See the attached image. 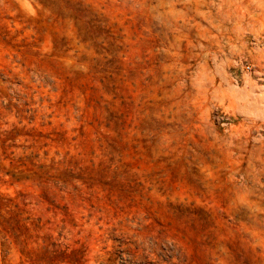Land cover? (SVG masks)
I'll list each match as a JSON object with an SVG mask.
<instances>
[{
    "label": "rangeland",
    "instance_id": "1",
    "mask_svg": "<svg viewBox=\"0 0 264 264\" xmlns=\"http://www.w3.org/2000/svg\"><path fill=\"white\" fill-rule=\"evenodd\" d=\"M231 85L264 96V0H0V264H264Z\"/></svg>",
    "mask_w": 264,
    "mask_h": 264
},
{
    "label": "bare ground",
    "instance_id": "2",
    "mask_svg": "<svg viewBox=\"0 0 264 264\" xmlns=\"http://www.w3.org/2000/svg\"><path fill=\"white\" fill-rule=\"evenodd\" d=\"M224 74V73H223ZM224 76V75H223ZM225 81H227V83L228 82H230L228 79H227V76H226V80ZM228 85L230 86V84L228 83ZM232 86V85H231ZM234 86V85H233ZM232 86V87H233ZM231 87V88H232ZM232 89H234V92H232V94L234 93V98H236V100H239V101H243L244 103L242 104V102H241V104H242V110L244 111V112H246V113H251V114H249V115H252V113H254V115H255V113H258V115L257 116H259V117H261V116H264V96L263 95H257L255 98L256 99H254L253 100V95L251 96L252 97V100L253 101H249V100H251V99H248V94L247 93H245V92H247V91H244V92H242V91H240L239 89H236L235 88V86L232 88ZM252 92L254 91L253 90V88H252V90H251ZM255 92V91H254ZM253 92V93H254ZM250 94V93H249ZM255 94V93H254ZM251 95V94H250ZM238 101V102H239ZM238 105V104H237ZM239 106V105H238ZM239 107H241V105L239 106ZM259 107L261 108H263V109H259ZM260 114H261V116H260ZM253 116V115H252ZM262 118V117H261Z\"/></svg>",
    "mask_w": 264,
    "mask_h": 264
},
{
    "label": "built area",
    "instance_id": "3",
    "mask_svg": "<svg viewBox=\"0 0 264 264\" xmlns=\"http://www.w3.org/2000/svg\"><path fill=\"white\" fill-rule=\"evenodd\" d=\"M245 69L248 70V71H251V70H252V67L249 66V65H247V66L245 67ZM225 124H227V123L224 121V125H225Z\"/></svg>",
    "mask_w": 264,
    "mask_h": 264
}]
</instances>
